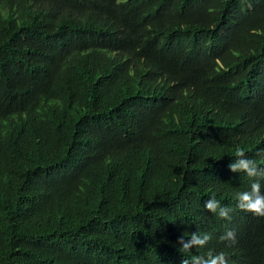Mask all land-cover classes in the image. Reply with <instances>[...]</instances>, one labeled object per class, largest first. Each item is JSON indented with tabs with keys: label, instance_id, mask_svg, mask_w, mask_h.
Returning <instances> with one entry per match:
<instances>
[{
	"label": "trees",
	"instance_id": "1",
	"mask_svg": "<svg viewBox=\"0 0 264 264\" xmlns=\"http://www.w3.org/2000/svg\"><path fill=\"white\" fill-rule=\"evenodd\" d=\"M244 195L264 0H0V264H264Z\"/></svg>",
	"mask_w": 264,
	"mask_h": 264
},
{
	"label": "clouds",
	"instance_id": "2",
	"mask_svg": "<svg viewBox=\"0 0 264 264\" xmlns=\"http://www.w3.org/2000/svg\"><path fill=\"white\" fill-rule=\"evenodd\" d=\"M239 167L247 169L248 168V163L245 161H241ZM243 200L246 201L245 209L247 211H250L254 213L257 216H264V197H256L255 199H250L247 195L243 196ZM208 208H214L215 207V202L208 203L207 205ZM228 235L230 237L234 236V233L229 232ZM235 242V239H233V243ZM188 245H185L187 247ZM225 253L221 252L217 255H215L212 259L210 264H228V262L225 260Z\"/></svg>",
	"mask_w": 264,
	"mask_h": 264
}]
</instances>
